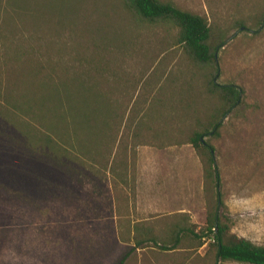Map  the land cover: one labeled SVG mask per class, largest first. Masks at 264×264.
<instances>
[{"label":"rangeland","instance_id":"1","mask_svg":"<svg viewBox=\"0 0 264 264\" xmlns=\"http://www.w3.org/2000/svg\"><path fill=\"white\" fill-rule=\"evenodd\" d=\"M158 1L206 19L209 64L187 57L176 26L125 0H0V264H119L129 251L123 264H238L217 261L209 240L159 249L179 226L198 234L215 207L206 152L190 144L204 132L219 213L264 245V0ZM89 73L107 105L62 142L60 100L42 105L37 82L73 92ZM45 136L86 156L57 155Z\"/></svg>","mask_w":264,"mask_h":264},{"label":"trees","instance_id":"2","mask_svg":"<svg viewBox=\"0 0 264 264\" xmlns=\"http://www.w3.org/2000/svg\"><path fill=\"white\" fill-rule=\"evenodd\" d=\"M125 8L129 12L137 14L144 21L168 22L176 26L178 29L176 42L178 45L182 46L184 53L193 62L198 64H209L215 58L214 52H211L209 45L210 27L207 24L206 19L202 16L181 11L170 2H160L158 0H125ZM222 45L223 41L215 48L221 47ZM20 57V55H17V58L20 59ZM29 74L31 75L30 83H32L34 82L33 76L35 74H32V72ZM47 78L48 77L37 82L39 84L37 88L42 92V94H40L42 96L39 95L40 102L45 106L49 96H53L54 98L60 100V105L58 107V111L54 113V118L58 121L64 122L62 123L65 125L63 128L64 133L57 134L58 138L64 142V137L69 139L76 136V126L72 125H78L84 118H86L87 121L94 120L93 117L96 119V113L101 110V107H104V105L106 107V101L108 98L106 99L105 96H102L101 92L97 89V82H95L96 77H94V86L93 84L91 85L93 79L90 78V73L88 74V79L85 83L76 78L74 79L78 85L76 86V90L73 92L67 89V87H63V83L61 86H58L50 82ZM74 81L72 80V82ZM212 85L215 88H220V90L227 95H234L235 93V88L233 86H219L214 82ZM8 92L10 93V91ZM61 93L65 96H61ZM222 97L226 99V96ZM63 99L68 102V104H66V106H68L67 111H61ZM77 99L78 106L77 103L73 104V100L77 101ZM234 104L235 103L233 102L228 110L221 112L219 120L227 114ZM68 116L71 118L72 122L67 121ZM83 125L80 127L83 128ZM219 126L220 121H217L210 134L216 135ZM105 133L106 132H103V134ZM206 133L208 132L195 133L190 138V144L196 151L201 149L206 152V160L208 164L206 176L209 179L212 178L213 181L215 189V207L207 215L206 224L203 229L199 230L198 234L193 232V230L189 227L179 226L175 232L171 231L166 234L165 240H161L162 244L159 246V249L164 251L175 250L177 245L182 240L181 237H184L183 239L188 241H198L195 247H201L205 240H209L207 245L214 248L215 258L219 262L264 264V245L255 244L248 239L237 237L235 234L231 233L228 222L226 221L227 219H223L219 213V208L222 206V200L221 193L219 192V175L215 166V159L213 155L215 149L207 142H203L202 138ZM55 142L56 141L50 140L49 136L44 137V143L49 145L55 154L64 156L70 160L77 159L80 161L84 158L83 155H85V153L82 155L79 143L76 145L78 148L72 146L71 149H68L65 145L60 146V143ZM72 152L77 154H73ZM153 241L156 242L155 240ZM140 245L141 244L137 242L133 248H138ZM126 256L127 254L122 257L119 264H123Z\"/></svg>","mask_w":264,"mask_h":264},{"label":"crops","instance_id":"3","mask_svg":"<svg viewBox=\"0 0 264 264\" xmlns=\"http://www.w3.org/2000/svg\"><path fill=\"white\" fill-rule=\"evenodd\" d=\"M146 160H149V159H145V158H144V162H143V163H145V162H146ZM143 173H144V171L142 172V174H143ZM132 223H133V222H132ZM133 225H134V224H133ZM133 225L131 224V228L133 227ZM126 254H127V255H128V254H130V251H129V252H127ZM126 257H127V256H126Z\"/></svg>","mask_w":264,"mask_h":264}]
</instances>
